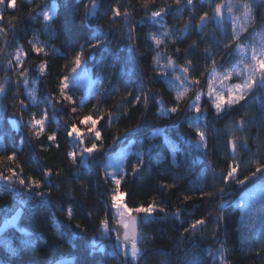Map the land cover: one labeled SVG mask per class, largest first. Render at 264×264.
<instances>
[{
  "label": "trees",
  "instance_id": "obj_1",
  "mask_svg": "<svg viewBox=\"0 0 264 264\" xmlns=\"http://www.w3.org/2000/svg\"><path fill=\"white\" fill-rule=\"evenodd\" d=\"M218 2L222 0H195V10L185 9L177 14V6L173 0H154L149 5L152 10L159 7L170 9V14L156 18V25H151V15L150 12H145L143 0H102L98 14L87 18H84L85 9L81 0H33L31 5L27 0H17V9H5V20L0 26L7 27L9 15H15L18 19L14 22L15 28L10 32L7 44L0 36V48L4 49L0 54V84H4L7 89V93L0 96V155L17 151L18 162L24 166L25 174L34 175L37 179L41 178L45 168L51 169L52 194L44 197L42 204L37 205V198L28 200L30 193L18 184L8 186L15 189L12 192L5 191L2 186L0 226L18 210H22V215L18 224L0 237V264H51L53 259L58 262L70 260L59 264H122L123 259L117 254V249L113 251L109 245H96L101 240L99 223L105 216L107 191L111 186L104 182L103 172L98 165L102 164L109 169V158L120 146L129 142L131 147L124 168L130 172V166L137 162V153L140 152L144 153L146 167L135 178L129 176L122 183V188L128 193L126 202L131 207L147 206L153 197L157 202V210L152 217L145 218L139 225L143 237L141 247L146 250L145 258L140 264H187L193 257L203 259L204 264H219L218 260L214 262L208 256V252H215L221 244L227 249L226 259L229 264H264V247L260 246L258 240L251 245V250L245 247L248 241L258 236L261 228L253 227L251 232H242L241 211L236 206L254 188H258L259 198L262 199L258 204H264V182L256 180L255 184H249L243 192L235 184H231L223 194L217 191L212 198L201 199L199 196L200 189L211 192L224 187L222 181L213 177L214 174L226 173L228 164L233 162L230 160L231 149H226V144L237 128L235 122L242 117L246 121L245 131L235 134L240 137L241 142L244 136L248 137L250 152L237 153L236 159L243 160L239 170L240 177L255 170L251 163L253 157L264 163V124L258 119L260 112L264 111L261 107L264 95H260L259 99L250 97L244 108L233 110L222 118L214 115L210 104L206 103L207 97H203L201 104L208 109L207 119L201 115L197 123L207 130L208 150L201 158L197 157L193 145L197 139L195 130L189 126V117L194 116V113L188 112L183 103V110L176 114L161 113V105L156 103L157 100L161 101L165 108L173 106L175 92L172 74L167 79L156 75L152 60L156 46L147 40V36L158 30L163 31L164 29H159L160 24H164L173 36H177L190 17L193 24H198L199 15L208 10L209 3L214 8ZM248 2L253 5L259 24L260 16L264 14V1ZM45 3L49 7L58 5L56 14L47 27L42 19L37 18L38 13L29 15L37 4ZM84 3H89V0H84ZM112 6H120L122 11L125 8L128 10L130 15L127 22L122 16L118 18L119 23H110ZM98 28L101 29L100 32L95 31ZM224 31L230 37V24L224 26ZM251 31L249 28V32ZM96 35L106 36L105 43L96 49L86 47L84 52L87 57L86 66L90 68L94 78L104 84V88L98 92L102 94L109 90V80L117 85L121 80L130 81L128 90L134 89L136 94L141 91L148 93L147 112L143 108V100L135 108L130 104H122L121 99L126 94L123 88L112 91L111 95H103L99 105L101 96L97 95L98 92L85 98L83 91L77 87H70L74 105L60 98L59 80L70 74L74 52L79 51L81 45ZM130 37L133 38L134 49L129 47ZM29 40H38L40 43L47 41V55L32 53ZM193 41H196V46L190 47ZM227 42L213 22H209L202 31L191 27L182 38L177 36L175 43L171 37L166 39V43L159 48L164 57L161 62H166L167 56H171L176 61L178 71L186 58L191 59L194 68L191 75L199 77L205 68V49H209L210 56L220 61L225 49L217 47V44ZM17 47H22L28 53L26 57H22L25 67L47 62L45 75L40 76L33 68L30 77L37 81L28 86L35 87L37 103H33L26 94L24 84L17 86L18 70H5L7 60L15 57ZM177 47L180 48L179 54L175 51ZM52 49L56 51L53 53ZM232 62L235 63L234 57ZM207 63L210 66V59ZM53 96L61 102L54 103ZM20 100L27 105L23 112L20 110ZM97 105L100 110L95 115L103 114L105 117L101 121L102 126H97L102 133L104 151L100 159L88 165H73L67 159V153L76 145L69 142L67 126L76 123L81 127L79 118L93 112ZM73 106L77 108L75 113H71ZM45 110L49 114L45 134L39 141L33 140L24 124L33 113L39 118ZM110 111L114 118L109 127L106 122ZM21 115L23 123L18 125ZM254 118L257 119L252 123ZM128 129L134 131L128 132ZM52 133L57 135L59 148L55 144H49L47 140V136ZM114 137L119 139L114 141ZM77 159L79 161V153ZM0 171L7 174L6 169L0 168ZM162 185L174 187L165 188ZM185 194L193 198L185 201ZM25 200L28 203H22ZM69 207L73 210L71 220L67 216ZM159 207H164L166 214L159 212ZM178 209L180 219L174 215ZM250 209H245L249 217ZM222 214L224 220L221 222L219 235L213 240L212 229L216 226V219ZM201 218L206 219L207 227L200 228L194 235L185 233V239L181 241L183 229L193 220ZM109 220L111 228V210ZM77 224L81 227L77 228ZM65 230L72 233L71 239L67 235L61 236L60 233ZM110 234L113 236L114 232ZM258 252L260 255H257Z\"/></svg>",
  "mask_w": 264,
  "mask_h": 264
},
{
  "label": "snow or ice",
  "instance_id": "obj_2",
  "mask_svg": "<svg viewBox=\"0 0 264 264\" xmlns=\"http://www.w3.org/2000/svg\"><path fill=\"white\" fill-rule=\"evenodd\" d=\"M102 0H89V3H81L84 6V18L89 15L95 16L98 14L99 8L101 6ZM27 3L31 5L33 0H27ZM154 3V0H143V7L145 12H150L151 15V25H156V18H161L164 15L170 14V9L165 7H159L156 10H152L149 5ZM173 3L177 6L176 13L181 14L185 9L193 11L195 10L196 4L195 0H173ZM91 5V7H90ZM58 5L53 4L51 7L45 4H37L34 9H31L29 15L38 13V19H42L45 27L48 26L53 20V16L56 14ZM17 0H0V24H3L5 17V9H17ZM111 17L109 18L110 23H119L120 17L123 16L125 22L130 15L128 10L125 8L123 11L120 6H112L110 8ZM107 15V10L105 11ZM18 17L15 15H9L7 19V27L0 26V36L3 37L4 43L7 44V38L11 31H14V22L17 21ZM209 22H213L217 26L221 35L228 42L222 45L217 44V47H223L225 49L224 57L220 61H217L214 57L210 56L209 49H205V68L204 71L200 72L199 77H194L191 73L194 71L193 61L191 59H185L183 65L179 66L177 71L176 61L171 57L167 56L166 62H161L164 57H162L159 48L162 44L166 43V39L171 37L172 42L175 43L177 36L183 37L184 34L191 28L195 27L199 30H203ZM230 24L231 35L229 37L228 33L224 31V26ZM249 28L252 29L249 32ZM159 29H164L163 31H155L147 36V40H150L152 44L156 46L155 55H153L152 60L155 63V72L157 76L167 77L172 74L173 89L175 92L173 106L165 108L161 101H156L160 104L161 113L176 114L182 111L181 104L183 103L184 108L190 113H195L194 116L189 117L190 127L195 130V135L197 139L193 142L194 148L196 149V155L198 158L203 157L207 154L208 150V138L207 130L202 129L197 123L201 117L207 119V111L202 107V98L207 97L206 103L210 104L211 110L214 111V115L218 118H222L233 110L238 108H244L249 103V98L259 99L260 95H264V14L260 16V22L257 24L256 16L253 11V5L248 2V0H222L215 4L212 8L211 3H209V8L203 11L199 15V23L193 24L191 17L188 23L184 25L183 28L179 30L177 36H173L171 31L166 28L164 24L159 25ZM96 32H100L101 29H96ZM35 35V33H34ZM258 38V39H257ZM106 41V36L96 35L92 40L86 42L80 46L79 51H75L71 59L72 67L70 73L72 75H65L59 80V96L63 101L68 102L70 105L75 104L73 95L70 94V81L73 79V75H78V70L81 68L82 64L86 61L84 49H96L104 44ZM133 38H129V47L134 49L132 43ZM28 44L31 48V52L36 55L45 54L48 51V42L40 43L38 40H29ZM196 41H193L190 47H195ZM151 47V45H150ZM4 49L0 48V54H2ZM53 53L56 51L52 49ZM176 53H180V48L175 49ZM27 52L24 51L22 47L16 48L15 57H9L7 60V68L12 71L18 70V80L16 81L17 86L24 84L26 94L32 99L33 103H37L36 89L35 87H28L29 84H35L37 81L31 80V73L33 68L39 73L40 76L46 74L48 65L46 61L40 62L38 65H33L30 67L24 66V60L22 57H26ZM235 58V63L232 62V58ZM210 59L211 64L208 65L207 61ZM15 61V63L13 62ZM225 64L228 66L225 67ZM170 70V71H169ZM103 79V78H102ZM236 80L235 83H229L232 80ZM174 82H179L178 84ZM109 90L104 93H97L101 96V100L98 101V105L102 102L103 95H111L112 91H120L121 88L125 91V95L121 99L122 104H130L135 108L141 100H143V108L145 112L149 109V95L145 91H141L139 94L135 93V90H128V84L130 81L121 80L120 84L117 85L113 83L112 80L108 81ZM74 86V85H73ZM104 88V84L100 83V89ZM7 89L4 84H0V95H5ZM131 97V99H130ZM155 99V97H153ZM54 103L59 104L61 100H57L55 96L52 97ZM20 110L23 112L26 110L27 105L24 104L23 100L19 101ZM83 101H81V106ZM96 106L93 112L84 115L79 118L80 125H83L87 131L86 135L81 132L80 128L76 123H70L67 126L66 134L69 138V142L75 143V147L67 153V159L71 160L73 165L83 164L88 165L90 162L96 161L101 158V154L104 151L105 145L102 137L101 131L98 129V125H101V121L105 119L104 115H95L98 112L99 106ZM264 108V104L261 105ZM77 108L73 106L71 108V113H75ZM127 115V113H125ZM247 115V113H245ZM113 112L107 113V125L110 127L113 122ZM254 118L252 123H255ZM259 121L264 124V111L260 112L258 117ZM49 120V114L45 110L37 118V114L33 113L31 118L24 124L27 128L29 136L33 140L39 141L41 137L45 134L47 123ZM23 123V116L21 115L20 120L17 124ZM237 128L233 131L230 138L227 140L226 149H231L230 162L227 166L226 173L214 174V179L222 181L224 187H220L211 192H205L200 189L199 196L201 199L208 197L212 198L216 195V192L223 194L227 191V186L235 184L241 192H243L249 184H255L256 180L264 182V163H261L259 159L253 157L251 163L254 164L255 170L250 171L248 175L243 178L240 177L239 170L243 160H237L238 151L250 152L248 148V137L244 136L243 141H240V137L237 136L236 132L243 133L245 131L246 121L243 117L235 122ZM102 126V125H101ZM139 127V125H137ZM128 132L134 131L133 129H128ZM119 139V137H114V141ZM49 144H55L57 148L60 147L57 142V135L55 133L49 134L47 136ZM86 140L88 142H86ZM111 147V145H109ZM203 149V151H201ZM79 153V161L77 159V154ZM137 162L133 163L129 172L123 166L117 167L112 171L104 165H98L103 172L104 182L106 184L110 183V187L107 191V202L105 205V216L100 220L99 227L101 231V238L108 235L109 233L115 231L117 235L118 247L123 253L122 264H140V261L145 258L146 250L141 247V241L143 240L142 235L139 231V225L143 222L145 218L152 217L153 213L157 210L156 198H152V202L147 206L139 205L131 207L126 202V197L128 193L122 188V183L129 178V176L135 178L137 174L141 173L146 167V158L143 152L137 153ZM19 157L17 151H12L11 154L0 155V168L6 169L7 174L0 171V184H2L3 189L8 192L15 191L8 186L11 184H18L21 188L25 189L30 193L28 200L37 198V205L42 204L44 197H49L52 194V188L50 186V177L52 175V170L45 168L42 171L41 178L37 179L34 175H26L24 172V166L18 162ZM259 174V175H258ZM59 175V173H57ZM255 178V179H254ZM165 188L174 187V185H162ZM44 189V190H42ZM193 197L191 195H184V200H191ZM28 200L22 201V203H28ZM241 211V231L251 232L252 228L255 226V214L253 216H248L246 212V205L243 200L239 201L236 205ZM109 210H111V222L114 223L115 227L110 228L109 220ZM159 212L165 213L164 207H159ZM261 214H264V205L259 209ZM143 214V215H142ZM177 219H180V210L178 209L174 213ZM67 216L69 220L73 218V210L71 207L67 209ZM247 217V219H246ZM224 220V215L216 219V226L212 229L213 240H216L219 235L221 222ZM77 228L81 226L76 225ZM207 227L206 219H195L188 227L183 229L180 234L181 241L185 239V233L194 235L200 228ZM59 230V229H58ZM81 231H85L81 229ZM61 236L67 235L69 239L72 237L71 232L60 233ZM259 241L261 247H264V216L261 218V229L258 236H256L252 241H248L245 247L251 250V245ZM227 249L221 247L215 252L209 251L208 256L213 259V261L219 262V264H229L226 259ZM119 254V253H117ZM257 255H260L258 252ZM264 259V257H262ZM51 264H59L55 259L52 260ZM187 264H204L203 259L197 260L195 257L187 261Z\"/></svg>",
  "mask_w": 264,
  "mask_h": 264
},
{
  "label": "rangeland",
  "instance_id": "obj_3",
  "mask_svg": "<svg viewBox=\"0 0 264 264\" xmlns=\"http://www.w3.org/2000/svg\"><path fill=\"white\" fill-rule=\"evenodd\" d=\"M259 1V0H258ZM264 1V0H261ZM258 39V38H257ZM69 75H72L71 73ZM237 82L235 79L230 81L229 83H235ZM100 81L94 78V76L91 73V70L89 67L86 66V63L84 62L81 66V68L78 70V75H73V79L70 81V87H77L80 88L83 93L84 97L87 98L91 95H95L99 89H100ZM74 85V86H73ZM195 115V113L193 114ZM81 132H83L87 137V131L84 128L83 125L79 127ZM131 143H127L125 145L120 146L113 155L108 160V171H112L117 167L123 166L125 164L126 158L130 152ZM251 191V190H249ZM262 199L259 198V190L258 188H254L252 192L246 193L244 197V203L246 205V208H251L250 213L251 216L255 214V226L254 227H260L261 228V218L264 216V214H261L259 212V209L264 204H258ZM116 236L113 234V236L109 233L108 235L101 238V240L98 241L96 245H109L111 249L114 251L117 249V245L115 243Z\"/></svg>",
  "mask_w": 264,
  "mask_h": 264
},
{
  "label": "water",
  "instance_id": "obj_4",
  "mask_svg": "<svg viewBox=\"0 0 264 264\" xmlns=\"http://www.w3.org/2000/svg\"><path fill=\"white\" fill-rule=\"evenodd\" d=\"M1 96V95H0ZM21 215H22V210H18L16 211V213L13 215V217H11L9 220H7L6 222H4L1 226H0V237L6 232L8 231L9 229H11L12 227H14L15 225L18 224L20 218H21ZM112 227H115L114 223L112 224ZM111 227V228H112ZM115 236H116V240H115V243L117 245V253H119L118 255L124 259L123 257V253L122 251L119 249L118 247V241H117V235H116V232L113 231ZM70 260H60L59 263H64V262H68Z\"/></svg>",
  "mask_w": 264,
  "mask_h": 264
},
{
  "label": "built area",
  "instance_id": "obj_5",
  "mask_svg": "<svg viewBox=\"0 0 264 264\" xmlns=\"http://www.w3.org/2000/svg\"><path fill=\"white\" fill-rule=\"evenodd\" d=\"M1 188H2V185L0 184V190H1Z\"/></svg>",
  "mask_w": 264,
  "mask_h": 264
}]
</instances>
